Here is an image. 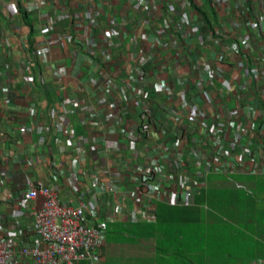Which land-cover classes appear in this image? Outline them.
<instances>
[{
  "label": "crops",
  "instance_id": "obj_1",
  "mask_svg": "<svg viewBox=\"0 0 264 264\" xmlns=\"http://www.w3.org/2000/svg\"><path fill=\"white\" fill-rule=\"evenodd\" d=\"M146 1L147 9L134 7L133 0H0V234L4 237L20 233L40 205L39 197L30 203L22 202L27 181L35 186H52L64 204L84 203L87 209L93 208L104 231L111 224L151 223L154 220L146 221L139 214L138 204H133L132 183L116 184L115 193L109 194L93 186V178H99V184L111 183L112 174L129 175L164 148L172 161H191L193 151L204 141L207 129L203 127L212 121L222 122L223 129L227 128V118L235 122L250 119L264 127V24L253 29L248 26V21L261 15L264 19V0L252 1L247 13H240V8L234 9L231 3L193 0L205 14L192 8L188 0ZM53 5L55 11L51 10ZM92 5L100 11L97 21L91 20ZM110 15L125 17L121 24L112 27L115 42L103 33ZM163 16L171 22L162 36L164 41L180 36L190 27L195 30L176 46L162 48L153 30L145 28L146 23L139 27L140 44L131 43L138 24L143 20L158 24ZM81 23L87 25L84 34L88 39L100 51L108 52L107 61L102 60L101 52L88 56L73 45V30ZM222 26L227 29L225 33L220 30ZM244 34L248 36L247 45L237 50L234 40ZM54 35L66 36L72 44L65 49L51 48L48 63L37 61L31 69L33 82H29L26 62L47 36ZM219 51L223 57L216 63L214 57ZM241 56L245 57L247 71L236 66ZM162 63L167 70H162ZM130 67L135 74L132 86L140 92V102H123V116L113 118L109 116V105L115 91L120 92L114 83L124 78ZM56 68L61 74H55ZM160 80L168 82L170 97L158 90ZM181 94L185 105L180 103ZM191 103L206 111L204 121L191 123L185 118ZM53 110L68 120L67 142L56 129L57 119L49 115ZM90 111L97 114V124L80 126V117ZM145 111L154 126L149 133L151 145L147 138L136 136ZM21 125L25 128L23 133L19 132ZM178 133L180 148L175 145ZM129 146L136 150L133 162L127 158ZM98 148L106 151L99 158ZM75 155L81 156L76 183L70 167V158ZM172 168L168 166L169 170ZM206 190H222L225 200L211 198L209 207L199 196ZM195 203L198 241L192 254L198 255V264H248L255 258L264 264V256L257 254L264 248V239L250 235V240H254L250 242L252 247L243 248L250 240L245 238L247 232L241 230L248 223L258 227L253 217L264 214V168L256 174L237 173L230 177L208 174L186 205ZM115 207L123 213L113 218ZM155 208L156 204L154 213ZM134 213L135 220L130 221ZM15 239L18 245L30 240L19 235ZM162 240L168 250L156 253L153 239L110 245L105 232L103 262L107 264L109 255L113 258L111 264H185L180 256L172 255L169 239Z\"/></svg>",
  "mask_w": 264,
  "mask_h": 264
},
{
  "label": "built area",
  "instance_id": "obj_2",
  "mask_svg": "<svg viewBox=\"0 0 264 264\" xmlns=\"http://www.w3.org/2000/svg\"><path fill=\"white\" fill-rule=\"evenodd\" d=\"M117 1L121 2L122 0ZM212 1L217 4L231 3L234 9L240 8V13H247L254 0ZM41 4L44 3L41 2ZM133 5L144 9L149 7L146 0H133ZM55 9L56 7L53 5L51 10L55 11ZM99 17L100 11L92 5L91 20L97 21ZM124 19L125 17L122 15L109 16V25L103 31L106 39L115 42L112 27H117ZM183 20L186 23L189 22L185 15H183ZM146 23L147 26L145 27ZM170 24V19L167 16H163L161 22L154 23V25L147 20H143L141 24L137 25L138 31L133 32L131 43L134 46L140 44L141 32L139 33V27L152 29L155 37L160 40L162 48H168L171 45L176 46L181 38L187 37V34L193 33V30H195L194 27H190L186 32L179 34L181 37L173 36L171 40L164 41L162 36L167 32ZM260 24L263 27L264 19L262 15L248 21V26L252 29ZM86 28L87 25L83 23L76 25L71 36L73 45L88 56L99 55L101 52L102 60L107 61L109 59L108 52L100 51L97 44L88 39L84 34ZM220 30L222 33L227 31L224 26ZM247 41L248 36L246 34L237 36L234 40V46L238 50V48L245 47ZM72 43L66 36H47L43 44L31 53L32 58L26 62L24 69L27 80L33 82L31 69L37 61L44 64L48 63V54L51 48L56 46L65 49L69 48ZM222 57V51H219L214 57L215 62H221ZM236 66L245 70V57L241 56L236 62ZM161 67L163 71L167 70V65L164 63L161 64ZM173 68H175V65ZM129 69L124 78L117 79L114 83L115 87L120 89V92L115 91V97L109 105V116L113 118L123 116V102L133 105L140 102V92L132 86L135 83V74L132 72L131 67ZM209 70H212V68ZM54 72L57 75L61 74L58 68L54 69ZM208 73L211 75L212 71ZM91 80L92 78H90V83ZM159 82L158 90L166 97H170L172 90L168 82L165 80ZM224 85L226 88L229 86L227 82ZM181 96L183 99L184 95L181 94ZM180 103L185 105L186 102L183 99ZM168 113L171 114L172 109H169ZM49 115L57 119L56 129L61 132L65 137V142H67L69 132L66 116L57 110L51 111ZM205 117L206 111L197 103H191L186 108L185 118L191 123H200V121H204ZM79 124L87 128L95 126L97 124L95 111L83 114L79 119ZM220 125L224 124L219 121H212L211 125L203 127V129H207L204 141L200 143L198 150L193 151L195 156L191 161L183 159L172 161L165 153L164 148L155 153L158 157L154 154L149 156L147 161L142 163V166H136L129 175L112 174L111 183L104 184L102 181V184H99V178H93L92 185H97L102 192L113 194L116 191V184H122V182L132 183L134 187L131 194L133 204H138L139 214L150 222L154 220V207L157 202H164L169 205L189 203L193 191L200 186L201 181L210 173H219L230 177L237 173L256 174L263 170L264 127L250 119L245 122H235L233 118H227L226 129H223ZM153 127L152 120L146 111L143 112L139 131L136 133L137 138H147L148 142L150 141L149 144H153V140L149 136ZM24 131L25 128L21 125L19 132L23 133ZM248 131L249 133L246 135ZM176 138L175 145L180 148L181 133H178ZM126 151L128 161L133 162L137 158L135 148L129 146ZM105 152V150L98 148L96 156L98 158L102 157L100 155H104ZM80 158L79 155L70 158L71 174L75 183L76 175L79 173ZM168 166H172V170H169ZM26 185V190L21 194L22 202L30 203L38 197L41 198V202L39 207L33 211L30 224L21 229L20 233L14 234L12 238H6L0 234V264H77L80 261H85L87 264H104L102 249L105 246V231L102 222L96 219V211L93 208L87 209L84 203L72 206L60 202L52 186H35L30 181H27ZM122 213L123 211L120 208L115 207L111 212V217H117ZM129 220H135V213L129 217ZM18 235L22 236L23 240L28 236L29 242L18 245L15 239ZM248 264H263V261L255 258Z\"/></svg>",
  "mask_w": 264,
  "mask_h": 264
},
{
  "label": "trees",
  "instance_id": "obj_3",
  "mask_svg": "<svg viewBox=\"0 0 264 264\" xmlns=\"http://www.w3.org/2000/svg\"><path fill=\"white\" fill-rule=\"evenodd\" d=\"M188 1L191 7L197 10V12L205 14L195 5L193 0ZM23 16H26L25 12H23ZM203 17L209 22L204 15ZM199 196L200 201L208 203L209 207H211L209 204V199L211 200V198L225 200V195L222 190H219L217 193L211 192L210 190L202 191ZM194 200L197 202L198 196H195ZM197 204L168 205L164 202H157L153 222L142 223L135 221L127 225L111 224L105 229L106 241L108 244L114 245L117 243L131 244L133 241L141 239H153L154 242L156 241L155 251L158 253L162 252L161 249L168 250L167 248L164 249L162 239H169L171 243L169 250L172 251L173 256L177 255L185 259V264H195L196 260H193L195 257L189 255L194 252V246L198 241ZM110 251L115 252L112 249ZM112 260L113 258L108 255L107 264H111Z\"/></svg>",
  "mask_w": 264,
  "mask_h": 264
},
{
  "label": "rangeland",
  "instance_id": "obj_4",
  "mask_svg": "<svg viewBox=\"0 0 264 264\" xmlns=\"http://www.w3.org/2000/svg\"><path fill=\"white\" fill-rule=\"evenodd\" d=\"M253 222L255 224H259L258 227H254V225L252 223H248V224H245V229H241V230H244L242 232H247L245 234V238L246 239H249L250 240V235L253 236L254 238L257 236L259 239L262 238L264 239V214L260 215V214H257L256 216L253 217ZM254 240H250L247 242V245L243 248H247V247H252V244L253 243H250V242H253ZM255 254V253H252V255ZM257 254L259 256H264V248L260 249ZM194 254H191L189 256H193ZM195 257H197V259H193L191 257V259L193 260H196V263L195 264H198V255H194ZM260 259V258H258ZM185 261V259H183ZM253 260V259H252ZM86 262L84 261H81V262H78V264H85ZM87 264V263H86Z\"/></svg>",
  "mask_w": 264,
  "mask_h": 264
}]
</instances>
